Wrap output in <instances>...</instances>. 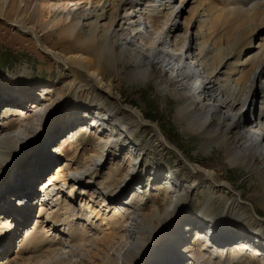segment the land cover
Segmentation results:
<instances>
[{"label":"bare ground","instance_id":"6f19581e","mask_svg":"<svg viewBox=\"0 0 264 264\" xmlns=\"http://www.w3.org/2000/svg\"><path fill=\"white\" fill-rule=\"evenodd\" d=\"M220 1L51 2L47 10L53 20L45 25L51 24L64 44L60 52L24 28L35 49L58 69L61 87L57 92L54 84L37 86L30 98L32 93L16 82L0 79V105L18 102L20 112L13 127L0 123V202L17 220L13 227L0 222V264H174L181 260L175 251L188 245L190 231L191 244L202 257L214 256L224 264H264V220L254 206L218 179L213 166L192 163L177 146L169 147L159 124L150 145L172 150L173 170L163 175L162 163L155 159L144 168L147 154L134 142L135 132L146 125L144 114L122 107L117 85L99 65L104 57L117 64L128 56L135 62L129 77L152 81L173 96L180 122L203 137L207 150L221 147L229 166H241L264 180V0ZM15 90L21 93L15 96ZM87 90L110 99L109 106H67ZM20 95L27 101L16 99ZM78 123L98 140L96 152L83 165L59 148L49 151L58 134L65 129L73 134ZM53 160L62 163L39 190L33 189ZM110 165L114 173L100 175ZM180 171L184 177L179 178ZM160 172L163 201L147 205L138 176L145 173L157 182ZM202 188L221 198L233 194L222 219L192 212V195ZM126 192V209L119 208ZM21 198L28 199L25 205L10 204ZM33 207L38 212L29 223ZM236 237L237 249L226 250ZM183 264L198 263L188 258Z\"/></svg>","mask_w":264,"mask_h":264},{"label":"rangeland","instance_id":"374dc122","mask_svg":"<svg viewBox=\"0 0 264 264\" xmlns=\"http://www.w3.org/2000/svg\"><path fill=\"white\" fill-rule=\"evenodd\" d=\"M58 1L59 0H0V79L6 78L9 81L16 82L25 88L26 91L28 90V95L32 93L30 98L35 94L34 90L37 86L54 84L56 91L58 90L57 92H59L61 87L58 69L50 64L47 55L41 54L35 49L28 31L24 29H31L34 34L41 36L40 38L46 46L53 47L59 52L62 51L63 49L60 47L62 42L61 40L57 41L56 30L50 28L51 24L45 25L50 23L48 21L53 20L47 10L48 4ZM60 1L65 2L67 0ZM213 1L217 5L222 4L220 0ZM19 26L23 27L24 31L27 33H22L18 29ZM116 51L118 52V48H116ZM126 57L127 60H123L117 64L111 62L112 60L109 57H104L100 59L101 61L99 60V65L101 64L100 67L104 70L105 78H108L117 85V93H119L122 107L127 106L132 111L140 109L144 114V122L146 125L141 126L134 134V142L140 144L138 149L141 150L142 153L147 154L144 168H149L151 165L150 160L155 159L162 163L163 169H161V172H163V175H168L169 170H173L174 161L172 158V150L168 147L159 148L157 145H150L151 132L154 130L153 127L159 124L163 133L162 135L170 141L169 147L177 146L181 152L185 153L186 157L191 159L190 161L192 163H196L200 166H213L218 173V179L229 182L234 186L235 190L240 191L244 201L248 204L251 203L259 217L264 220V211L261 207L264 180L257 174L251 171L248 172L241 166H229L225 160L224 151L221 147H212V150H207L204 145L203 137L188 131L185 123L183 121L180 122L177 116V103L173 96L159 91L152 81L144 83L135 82L129 77L130 71L135 68V62L129 60L128 56ZM13 93H17L15 94L16 96L21 92L15 90ZM16 99L27 101L24 95ZM15 103L18 106V102ZM15 103L11 104L9 108H5L4 104L0 105V123H6L9 127L15 125L16 117L20 114L17 109L19 106L16 107ZM98 103L108 107L110 99H106L96 93H91V90H87L77 93L74 99L68 102L67 106L72 109H78V107L83 106L93 108L96 107ZM4 110H7V112ZM122 113L123 115L125 114L126 117L130 116L129 111L124 110ZM68 118L69 117L65 116L64 121H67ZM115 122L121 125L119 119H115ZM80 123L76 124L77 127L75 126L71 129L73 130V134L70 133L67 135L68 132H70L69 129H65L58 134L53 142L50 143L49 151L53 150V148H59L63 156H69V158L74 157L73 159H75L78 165H83L86 159L93 156L92 154L96 152L98 140L95 134L83 130V128L79 126ZM114 151L115 150H113V152ZM61 163L62 161L60 160H53L47 167L46 174L40 175L41 178H37L33 182L32 187L40 181L42 183L44 178L52 173L53 169ZM104 170L105 172L100 175L104 176V174H106L110 176L114 173L112 165L107 166ZM161 172L158 175L160 179L157 180V182L151 179L148 180L147 177H145V173H141V175L138 176V180L141 181V188L143 186L141 189V196L145 199L147 205H151V203L161 205L163 201L165 188L163 186V179H161L163 178ZM184 176L185 173L180 171L179 178ZM95 182L96 184L100 183L98 179H96ZM41 183L36 190L40 189ZM137 187L140 188L139 186ZM64 191L65 194L68 193L66 189H64ZM127 194L126 192V195L119 199L120 203L117 205L119 208L126 209L123 203L127 202V199H129ZM225 197L226 198L212 196L206 188H202L201 190L195 191L192 195L191 210L194 213L202 215V218L206 217L207 220H220L226 210L228 201L234 199L231 193H228ZM34 202L37 203V200ZM113 203H117V201H113ZM2 205L4 206V204ZM35 210H32L30 217L32 215L35 217L38 208L36 207ZM250 214H252L251 211L248 212V216ZM260 223L264 226V221ZM183 232L185 231H180V234ZM191 232L192 231L188 234V245L185 244L184 248H180L182 251L184 250L189 253L185 254L179 250L181 255L185 254L187 257L190 256L189 259H194L198 264H224L216 260L214 256L210 257L205 255L202 257L199 252L200 249L191 244V237L194 236V233L191 235ZM184 236H186V234ZM236 240H238V237L229 241L225 249L236 250L237 247L234 246ZM17 247V242L11 246L14 251L18 250L16 249ZM213 248L217 249L216 247ZM221 249L223 248L221 247ZM221 249L217 251H221ZM253 249L254 248L248 249L249 254ZM179 251H175L177 260L181 259ZM249 254L247 253L245 256L247 257V261L252 262L253 257L251 258Z\"/></svg>","mask_w":264,"mask_h":264}]
</instances>
